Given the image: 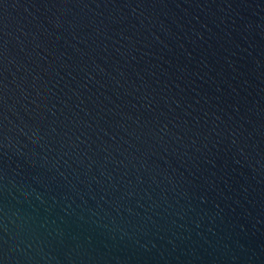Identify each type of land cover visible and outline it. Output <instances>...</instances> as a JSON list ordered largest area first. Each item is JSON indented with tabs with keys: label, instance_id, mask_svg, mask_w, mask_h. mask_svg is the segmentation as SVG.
Wrapping results in <instances>:
<instances>
[{
	"label": "water",
	"instance_id": "obj_1",
	"mask_svg": "<svg viewBox=\"0 0 264 264\" xmlns=\"http://www.w3.org/2000/svg\"><path fill=\"white\" fill-rule=\"evenodd\" d=\"M0 264H264V0H0Z\"/></svg>",
	"mask_w": 264,
	"mask_h": 264
}]
</instances>
